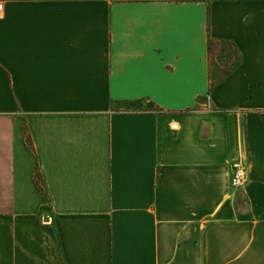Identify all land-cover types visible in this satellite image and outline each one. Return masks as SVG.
<instances>
[{
  "label": "crops",
  "instance_id": "obj_1",
  "mask_svg": "<svg viewBox=\"0 0 264 264\" xmlns=\"http://www.w3.org/2000/svg\"><path fill=\"white\" fill-rule=\"evenodd\" d=\"M0 5V264H264V0Z\"/></svg>",
  "mask_w": 264,
  "mask_h": 264
},
{
  "label": "rangeland",
  "instance_id": "obj_2",
  "mask_svg": "<svg viewBox=\"0 0 264 264\" xmlns=\"http://www.w3.org/2000/svg\"><path fill=\"white\" fill-rule=\"evenodd\" d=\"M232 57L231 60L229 58ZM237 55L235 50L231 46H227L226 49H221L218 45L213 50L212 56L210 58V63L213 67H218L221 70H226L228 68L229 61L234 62L237 60ZM213 79H218L216 74L213 75ZM124 108H152L151 104L148 103H131V104H123Z\"/></svg>",
  "mask_w": 264,
  "mask_h": 264
},
{
  "label": "built area",
  "instance_id": "obj_3",
  "mask_svg": "<svg viewBox=\"0 0 264 264\" xmlns=\"http://www.w3.org/2000/svg\"><path fill=\"white\" fill-rule=\"evenodd\" d=\"M2 10V5H0V11ZM209 98H207L208 100ZM230 186L232 188L243 187L249 181V170L247 161L244 159H237L231 163L230 166Z\"/></svg>",
  "mask_w": 264,
  "mask_h": 264
},
{
  "label": "trees",
  "instance_id": "obj_4",
  "mask_svg": "<svg viewBox=\"0 0 264 264\" xmlns=\"http://www.w3.org/2000/svg\"><path fill=\"white\" fill-rule=\"evenodd\" d=\"M216 44H218L220 48H226L227 45H229V43L226 42V41H219V42H216V41H214V39H212V38L209 36V40H208V50H209V54L212 53V51H213V49H214V47H215ZM232 46H233V45H232ZM237 63H238V60H237L236 62H234L233 65H234V64H237ZM231 67H232V66H231ZM226 72L228 73L229 70H227ZM212 86H214V85H212ZM152 108H154V107L152 106ZM152 108H151V109H152ZM155 109H156V108H155ZM25 134H26V135H25V143H26L27 147H28L31 151H34V149H33V145H32V143H31V140H30V137H29L28 133L26 132ZM33 180H34V183H35V185L37 186L38 190L40 191V193L43 194V197H44L45 202H46V200H47V199H46V194H45V191H44V188H43V183H42L41 175H40V173H39L38 170L35 172V175H34V179H33Z\"/></svg>",
  "mask_w": 264,
  "mask_h": 264
}]
</instances>
